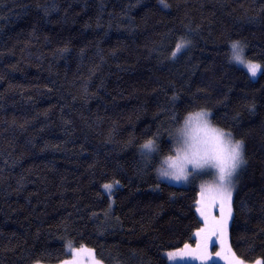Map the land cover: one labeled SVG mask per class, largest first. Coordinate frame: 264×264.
I'll list each match as a JSON object with an SVG mask.
<instances>
[{"label": "trees", "instance_id": "1", "mask_svg": "<svg viewBox=\"0 0 264 264\" xmlns=\"http://www.w3.org/2000/svg\"><path fill=\"white\" fill-rule=\"evenodd\" d=\"M234 39L264 61V0H0V264L81 246L171 264L202 224V184L159 183L137 149L201 106L244 144L228 240L264 264V73L225 62Z\"/></svg>", "mask_w": 264, "mask_h": 264}, {"label": "clouds", "instance_id": "2", "mask_svg": "<svg viewBox=\"0 0 264 264\" xmlns=\"http://www.w3.org/2000/svg\"><path fill=\"white\" fill-rule=\"evenodd\" d=\"M191 46V39H186L181 50ZM247 53V42L231 40L225 62L255 81L264 73V61L254 60ZM162 137L170 141L168 149L163 151ZM137 152L141 163L152 169L159 183L174 186L187 187L193 178L201 179L203 186H227L247 162L244 144L218 124L212 112L203 106L191 108L182 116H173L167 130L145 139Z\"/></svg>", "mask_w": 264, "mask_h": 264}, {"label": "snow or ice", "instance_id": "3", "mask_svg": "<svg viewBox=\"0 0 264 264\" xmlns=\"http://www.w3.org/2000/svg\"><path fill=\"white\" fill-rule=\"evenodd\" d=\"M166 6V5H165ZM181 50V44L177 45V51ZM176 52H173L175 57ZM106 189H111V185H105ZM234 181L230 180L227 186L213 188L211 186H201L199 191V198L194 202L195 212L199 214V220L203 222V227L199 228L194 233L195 237L199 238V243L195 249L190 252L185 250L190 248V245L185 244L183 249H180L181 255L179 259L190 258L193 260L208 261L212 260V254L208 251L210 247H214L216 243L221 246H226V237L228 229V221L232 216V196ZM216 238L214 241L213 238ZM169 259L177 258L175 252L167 254ZM217 258L221 257L220 252H216ZM75 264V262H73ZM227 264H244L242 260L235 257L227 261ZM256 264H262L257 261Z\"/></svg>", "mask_w": 264, "mask_h": 264}, {"label": "rangeland", "instance_id": "4", "mask_svg": "<svg viewBox=\"0 0 264 264\" xmlns=\"http://www.w3.org/2000/svg\"><path fill=\"white\" fill-rule=\"evenodd\" d=\"M233 181H234V184H235L236 176L234 177ZM191 183L202 184L203 182L199 178H193V180L190 182V184ZM105 185H111L112 187L109 190V189H106L104 187ZM105 185H103V190L112 199V192L111 191H112V188L114 187V183H107ZM230 219L228 221V227H229ZM203 226L204 225H203V222H202V224H201V226L199 228H201ZM213 240L215 241L216 238L214 237ZM198 243H199V238L194 236V241L187 243L188 245H190V248L185 250V251L186 252H190L192 249H195L197 247ZM225 245L226 246H221L219 243H216L214 247H210L208 251L212 254L213 259L212 260H208V261H201L199 259L193 260V259H190V258L179 259L178 257L181 255L180 249H183V247H181L179 249L167 251L165 254H166L167 258H168L167 254L169 252H175L177 254V258H175V259H169L168 258V261L171 264H184V263H187V262H192V263H195V264H207L208 262L216 261V260H220L223 263L227 264V261L232 259L233 258V254H234L233 251L231 250V247H230V244H229V240H228V229H227V237H226ZM216 252H220L221 253V257L220 258H217L215 256ZM73 262H75V264H103L95 256L93 249H91L90 247H86V246L69 247V256L66 259H64L63 261L55 263V264H73ZM243 262H244V264H256V262H251V263L250 262H246V261H243ZM33 264H48V263L39 262V263H33Z\"/></svg>", "mask_w": 264, "mask_h": 264}]
</instances>
